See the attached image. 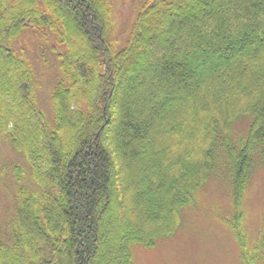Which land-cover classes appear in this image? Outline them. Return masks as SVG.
<instances>
[{
    "label": "trees",
    "instance_id": "obj_1",
    "mask_svg": "<svg viewBox=\"0 0 264 264\" xmlns=\"http://www.w3.org/2000/svg\"><path fill=\"white\" fill-rule=\"evenodd\" d=\"M114 30L110 0H0V138L27 166L0 264H134L220 168L242 260L260 263L241 223L264 165V0H144Z\"/></svg>",
    "mask_w": 264,
    "mask_h": 264
},
{
    "label": "rangeland",
    "instance_id": "obj_2",
    "mask_svg": "<svg viewBox=\"0 0 264 264\" xmlns=\"http://www.w3.org/2000/svg\"><path fill=\"white\" fill-rule=\"evenodd\" d=\"M110 1L114 6V38L122 43L144 0ZM28 53L37 70L35 52ZM247 122L241 120L233 126L235 141L246 138ZM19 163L27 167L10 143L0 138V227L4 230L15 208L12 170ZM253 169L242 203L241 223L249 250L259 245L260 237L264 238V165L256 162ZM229 173L220 168L208 178L196 192L194 202L181 209L180 227L173 235L159 239L152 248L134 246V264H245L229 226L234 216ZM253 254H258V250ZM262 262L264 260L257 264H264Z\"/></svg>",
    "mask_w": 264,
    "mask_h": 264
}]
</instances>
